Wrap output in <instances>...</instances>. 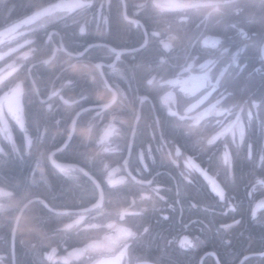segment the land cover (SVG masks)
Segmentation results:
<instances>
[{"label":"flooded vegetation","instance_id":"flooded-vegetation-1","mask_svg":"<svg viewBox=\"0 0 264 264\" xmlns=\"http://www.w3.org/2000/svg\"><path fill=\"white\" fill-rule=\"evenodd\" d=\"M41 1L42 0H38L37 4ZM93 2L96 3L98 7L100 0H93ZM104 2L107 3L109 0H104ZM111 2L115 5L116 0H111ZM125 2L128 5L127 19L118 18L114 10L111 15L105 10L103 18L99 15L94 18L92 11L85 14L84 18L88 21L86 25L88 34L73 37L76 41V47L80 51L88 49L83 59L77 60L72 58L69 60L66 54L60 55L59 58H54L57 65L68 61L76 66L79 74H88L87 80H80L74 91L69 90L61 92L65 98L75 96L76 92L83 87L88 89L94 100H99L101 103H109L115 91L114 85H118L123 92V97L118 93L117 101L112 103V109L120 122L116 124L119 133L112 137V142L110 144L101 145L92 142L87 146H81L79 151L93 156L91 153L96 149V155L98 154L100 156V161L102 160L104 164L109 165L108 170L113 168L119 169L113 173L111 184L108 183L106 172L104 178L101 180L95 176L102 189L105 191L109 189L126 191L125 185L128 184V180L130 179L127 173H131L132 176H135L137 181L155 180L157 182L153 183L151 188H158V194L151 190L136 195L128 194V201L120 207H117L119 208L118 210L127 211L128 215L125 216L126 220L133 212H139L140 209L148 210V220L152 226V231L147 236V238L152 240V247L147 257H145L143 253L136 252L126 257L127 260L135 261L147 259L149 264H153L157 259L159 260V264H222L220 257H222V259L230 258H227L229 257V253L226 252V250L224 253H220L215 249V242L219 240V237L227 236L225 237L227 241L233 243L235 237L244 232V228L249 225L252 219L258 216L264 217V207L256 208V204L264 199V189H260V187L257 186V189L253 191L249 186L250 181H254L255 176L264 172V164H262L259 159L260 153L257 151L255 157L249 159L246 156V146H241L240 148H236L234 145L230 146V151L234 154V177L226 180L223 172L217 177L218 181H223L221 187L227 185L225 189L228 197L227 201L219 200L216 193L212 191L209 183L204 180L200 173L185 168L184 159L186 156L191 155L195 162L200 164L201 167L209 168L210 166L211 169L215 170L218 167V163L214 153H217L218 149H222L226 138L220 137L214 145H207L205 141L202 145L203 150L198 153H193L190 141L183 131L180 129L174 130L171 123L168 121V109L171 107L174 111L180 110L187 106L186 101L194 102V98L183 92L179 85L173 87L163 84L160 77L164 76L167 79H174L176 78V74H180L181 79H188L189 76H198L201 74L199 66L198 64H194L193 69L187 73H182L180 69H175V73H172L170 65L174 63L172 58L175 57L177 53L173 50H164L161 45L160 51L155 52L153 55L154 60L160 64V72L153 73L152 75L157 76V79L153 82V85H147L143 70L140 68L134 69L132 66L138 65L142 59L146 58L149 53L153 51L152 46H150L149 50H142L139 53H130L128 49L139 47L142 42V34L144 31H148L149 37L151 38L154 23H158L160 28H167L170 24L172 28L181 29V33L173 32L171 33L172 35L179 36L184 31H187L192 37L190 50L193 56L198 57L199 64L205 63V58H200L201 49L206 48L209 52H212L214 48L210 42L208 44L202 43L201 33L204 32L205 29L196 28V24L199 23V20L190 19L185 22H180L172 18H165L163 20L158 19L155 22L151 20L145 22L144 19L140 18L139 13H135L134 7L143 4L145 0H125ZM182 2H187V0H182ZM200 2L205 5L200 11L205 14L211 13L219 21L215 29L207 33L209 41H211L216 34L222 36L224 45L229 49V56L226 57L225 60H228L233 54L236 56V60L234 63L227 64V72L229 75L228 83L223 87L217 88L216 91L212 92L208 97V100L188 115L195 116L198 112L203 111L204 108L209 107L210 104L215 103V100L225 92V87L238 97L247 98L251 96L259 101L261 97H264V59L261 58V54L255 48H244L241 44V38L236 35L237 29L228 27L230 22H234L250 33H260L261 35L255 38L257 41L264 38V21L260 19L259 14L254 21H250L246 18L255 0H200ZM218 3L225 5L224 10L219 13H217L216 9L213 7V5ZM28 5L27 0H0V30L5 26L6 22L22 18L27 13L25 11L28 9ZM239 8H244L245 11L240 12L239 15H233V11ZM137 19H140V25H142V27L133 23V21ZM56 27L62 34L64 31H67V29L63 28L62 23H58ZM47 30L52 31L51 28ZM21 31L25 32V36H17L14 40H6L4 44H0V52L8 53L3 59H0V70H3L0 71V76H3L4 81L7 83V87H3V84H0V88L3 89V91H0V95H3L9 88L14 87L16 83H21L25 88V95L21 97L22 104L25 105V125L29 127L36 116L32 119L26 118V100H29L31 107H34L37 102L41 103V101L45 100V93L52 90V85L44 83L38 85L37 87L40 91V95L38 96L28 93L27 89L31 85L32 78H25V69L31 66L30 62L32 61V57H23V53L29 52V46L24 44V40L25 38L32 40L33 44L31 47L36 48L42 46L47 38L45 36V30L43 29H37L35 36L28 34L26 29H21ZM53 39L58 40L59 37H53ZM18 45L24 46L21 48L18 47ZM105 45L107 47H105ZM52 46L54 47L55 45ZM9 48H14L16 51L9 52ZM111 48H116L117 51L121 52L120 60H116L115 56L110 53L109 49ZM69 51H71V49H69ZM74 56L75 53H73V57ZM206 58L211 59L212 57L208 56ZM189 62L192 63L191 61ZM112 63H115V69L109 67ZM96 64H102L103 67L101 69H96ZM8 65L17 66L13 71L8 68ZM53 66V75L49 80L59 74V68L56 67L55 64ZM224 66L225 64L223 63L218 64L212 69V73H217L220 68ZM69 71L71 72V70ZM101 71L104 72L103 77L98 74ZM134 74L136 77L135 79H133ZM37 76L43 81V74L38 73ZM125 77H127V79H125ZM147 79H151V76H148ZM62 83V80H57L55 87L60 88ZM167 91L172 92L173 98L165 103L163 97ZM204 91V89H201L200 92L196 94V98ZM144 95L148 96V100L142 102L140 97ZM134 98L135 102H133ZM121 99H123V104L120 103ZM50 102H58V98L52 97ZM44 105L47 107L46 104ZM85 107H91V105L85 104ZM6 110L7 109H5V111ZM130 110L132 113L141 116V119L137 121L133 115V119L130 121L128 119ZM103 111L107 113L105 121L111 120L113 111L107 109ZM253 111L255 114L253 120L249 121L247 116L243 114L242 120L247 130L248 142L255 144L258 150L259 146L264 143V133L261 132L259 126L260 119L264 118V109H254ZM93 115L95 114L93 113ZM56 116L54 120L60 118V113L58 112ZM6 118L8 119L9 127L12 129L13 138L16 140L17 147L19 148L24 140V134L15 120L11 119L10 116ZM234 119L235 116L229 114H225L224 116L213 115L205 117V119L198 124H193L191 120H189L188 123L192 124L194 129L201 130L203 135L207 137L214 134L212 131L213 129L217 131L220 130L218 121L227 124ZM156 121H159V123H155ZM121 123L124 127H121ZM129 123L139 129V135L135 139L127 130V124ZM63 125L66 124L61 123L57 131L60 130ZM204 125L207 126L202 128ZM102 130L103 124H101L99 132L94 131L93 135L98 137ZM31 132L32 129L30 134L34 135V133ZM162 133L167 137L168 141L167 147L163 150V155L165 157L163 163L161 162V153L157 151ZM2 139L3 135L0 134V140ZM227 139L229 141L231 140V134H228ZM126 141L132 145L131 153H129L127 148L123 147ZM172 143L183 146L180 157L175 155ZM105 147L111 150L105 152L103 150ZM149 148L152 150L151 154H148ZM142 152L145 153L143 163L147 165L146 168L143 167L138 159L139 154ZM210 156L212 157L211 160L209 159ZM72 159L74 158L72 157ZM12 160L21 163L23 160L27 162L29 159L25 153V159L21 160L17 156ZM125 160L128 161L127 165L124 163ZM172 160H176V163H172ZM49 164L51 165V162H49ZM79 167L86 168L81 164ZM137 169H142V171H137ZM181 172H184L188 180H185L184 177L181 176ZM209 174L211 175L213 172L210 171ZM88 180L93 185V181L91 179ZM141 195L145 197L144 200L140 199ZM148 197L152 199H148ZM159 197H163V199ZM98 198L99 190H97V199ZM133 201H135V204H133ZM93 202H96V200H93L89 204L70 208L61 213L78 212L81 207H87ZM153 203L155 205L154 208L151 207ZM24 205L21 209H24ZM193 205L196 206L193 207ZM104 206L107 208L106 204ZM233 207H235L236 211L232 210ZM253 208H256L255 217L251 214ZM19 213L21 216L22 211L19 210ZM93 214L95 215V213ZM165 217H167V219H165ZM77 218L76 216H71L63 225L69 224L72 220ZM87 219L86 216L85 220ZM233 219L239 220V225H234L231 229L227 230H218L222 224H232ZM109 222L112 221L105 220L104 224L106 225ZM90 223L96 224V221L91 220ZM122 226L127 227L129 225L124 224ZM78 227L80 228L78 229ZM78 227L73 226L72 229L75 233L79 230L84 231L89 228L83 221ZM89 229L92 230L96 228ZM110 234L112 233L105 229L102 230L98 236L92 237L86 242L97 239L102 240L104 236ZM185 237L192 243L182 245L181 241ZM225 238L224 240H226ZM80 246H82V244L73 247ZM73 247H66V245H64L63 251H60L56 247H51L49 252H51L52 248H56L57 251L53 259L62 260L60 258L67 255L65 249L71 251ZM244 251L246 252L239 257L240 259L236 264L240 263L242 257H257L258 255L254 253L259 252L248 251V248ZM76 262L81 264L79 260ZM229 262L232 263L234 261L229 260Z\"/></svg>","mask_w":264,"mask_h":264},{"label":"snow or ice","instance_id":"snow-or-ice-1","mask_svg":"<svg viewBox=\"0 0 264 264\" xmlns=\"http://www.w3.org/2000/svg\"><path fill=\"white\" fill-rule=\"evenodd\" d=\"M134 7L135 13H139L140 18L144 19L145 22L149 20L155 22L158 19L163 20L165 18H172L180 22L195 19L199 20V23L196 24V28L205 29V31L201 33L202 43L208 44L210 42L214 51L209 52L206 48L201 49L200 58H205V63L203 64H199L198 57L192 55L190 50L192 41L191 35L187 31H184L179 36L172 35L171 33L173 32L181 33V29L172 28L170 24L167 28H160L158 23H154L151 38L149 37L148 31H144L142 34V42L139 47L128 49V51L130 53H139L142 50H149L150 46H152L153 51L150 52L146 58L142 59L138 65L132 66L134 69L140 68L143 70L147 85H153L157 76L152 74L160 72V64L154 60L153 55L155 52L160 51L161 45L164 50H173L177 53V55L172 58L174 63L170 65L172 73H175V69H180L182 73L190 72L194 64H198L201 73L198 76H189L188 79H181L180 74H176V78L174 79H167L164 76L160 77L163 84L173 87L179 85L183 92L194 98V102L186 101L187 106L180 110L174 111L169 107L168 121L171 123L174 130L180 129L183 131L190 141L193 153L202 151V145L205 141L207 145H214L220 137L226 138L222 149H218L217 153H214L218 163V167L215 170L211 169L210 166L209 168L201 167L200 164L195 162L191 155L186 156L184 159V166L186 169L200 173L204 180L209 183L212 191L216 193L219 200L227 201L228 197L225 190L227 185L221 187L223 181H218L217 177L220 176L221 172L225 174L226 180L234 177V154L230 151V146L234 145L236 148L246 146V156L249 159L254 158L257 151H259V159L262 164H264V143H262L257 150L255 144L248 142L247 130L242 120V114L246 115L248 120L251 121L254 119V109H264V97H261L259 101L251 96L247 98L238 97L225 87V92L215 100V103L210 104L209 107L204 108V110L198 112L197 115L189 116V113L198 109L208 100L212 92L228 83L229 75L227 72V64L234 63L236 60L234 54L231 55L228 60H225V58L229 56V49L224 45L222 36L216 34L211 41L208 39L207 33L213 31L219 21L211 13L205 14L200 11L205 7L200 0H187V2H182V0H145L143 4ZM127 8L128 5L125 0H116L115 5H113L111 0L107 3H105L104 0H100L98 7L93 0H46V3L39 5L29 4L28 12L22 18L6 22L5 26L0 30V44H4L6 40H14L17 36H25V32L21 31V29H26L27 33L33 36L36 35L37 29L45 30L47 39L42 46L32 48L31 45L33 41L27 38L24 40V44L29 46V52L23 53V57H32V61L30 62L31 66L25 69V78H32L31 85L27 89L30 95H40V91L37 87L40 84L48 83L52 85V90L46 92L45 100L41 101L42 104L47 105V110L42 116L44 123H41V117L39 115L40 110L37 109L36 118L33 119L29 127L25 125V105L21 103V97L25 95V88L21 83H16L14 87L9 88L3 95H0V134L3 135V139L0 140V210L6 209L10 212L17 210L23 211L20 205L23 204L24 201H27V204L24 205L25 208L31 205L32 199L30 197L33 194L29 192L28 189L35 183L37 176L47 183L45 166H47L49 162H51L54 172L63 174L66 177L72 176L77 172L88 175V173L84 172V168L79 167L80 164L89 168H96L102 175L106 172L108 183H112L111 177L113 173L119 169L113 168L108 170V164H104L102 160L97 161L88 153L80 152L79 148L81 146H87L92 142L101 145L110 144L112 142V137L119 133L116 124L120 122L112 109V103L117 101L118 93L123 97L122 90L118 85H114L115 91L109 103H101L99 100H94L88 89L83 87L76 92L75 96L65 98L61 92L69 90L74 91L79 81H86L88 75L79 74L76 66L68 61L56 65V67L59 68V74L55 75L53 79L47 82L40 80L37 74L51 71L55 63L54 58H59L60 55H68L69 60L72 58L81 60L85 57L88 49L80 51L76 47V41L73 37L88 34V29L86 27L88 21L84 18L86 13L92 11L94 18L97 15L103 18L105 10H107L109 15H111L114 10L118 18L127 19ZM243 11H245L244 8H239L234 10L232 14L239 15V13ZM258 14L260 19L264 21V0H255L246 18L250 21H254ZM58 23H62L63 28L67 29L63 34L56 27ZM133 23L142 27V25H140V19L133 21ZM228 27L237 29L236 35L241 38V44L244 48H255L261 54V58L264 59V38L258 41L255 39L257 36L261 35L260 33H250L234 22H230ZM49 28H51L52 31H48L47 29ZM53 37H59V39L54 40ZM52 45L55 46L53 47ZM23 46L24 45H18V47L21 48ZM105 47L107 46L105 45ZM69 49H71V51H69ZM8 51L15 52L16 49L9 48ZM109 51L115 56L116 60H120V51H117L116 48H111ZM73 53H75L74 57ZM7 54L8 53L0 52V59H3ZM208 56L212 58L207 59L206 57ZM222 63L225 64V66L220 68L217 73L213 74L212 69ZM16 66L17 65H8V68L14 71ZM95 67L96 69H101L103 65L96 64ZM109 67L115 69V63L110 64ZM69 70H71V72ZM98 74L101 77L104 76V72L102 71ZM148 76H151V79H147ZM135 78L134 74L133 79ZM125 79H127V77H125ZM57 80L63 81L60 88L55 87ZM0 84H3V87H7V83L4 81L3 76H0ZM201 89L205 91L196 98V94L200 92ZM0 91H3V89L0 88ZM52 97H57L58 102H50ZM172 98V92L167 91L163 100L167 103ZM140 100L142 102L147 101L148 96H141ZM133 102H135V98ZM120 103L123 104V99H121ZM85 104L91 105V107H85ZM5 109L7 110L5 111ZM105 109L113 111L111 120L105 121L107 115V113L103 111ZM58 112L60 113V118L54 120L55 126L59 128L60 124L64 122L66 127L57 133H51V126L48 124V121L56 116ZM93 113L95 115H93ZM225 114L234 115L235 119L227 124L218 121L220 130L217 131L213 129L212 131L214 134L207 137L203 135L201 130L194 129L193 125L188 123V121L191 120L193 124H198L200 121L204 120L205 117L213 115L224 116ZM133 115L137 121L141 119V116L135 113H133ZM8 116L15 120L24 134V140L19 148L17 147L16 140L13 138L12 129L9 127L8 119L6 118ZM69 121L70 124L68 123ZM155 123H159V121ZM101 124H103V130L97 137L93 135V132H99ZM206 126L207 125H204L202 128ZM259 126L261 132L264 133V118L260 119ZM121 127H124L122 123ZM77 128L80 129L79 133H77ZM31 129H34V135L30 134ZM127 130L134 139L138 137L139 129L133 124H127ZM228 134H231L230 141L227 139ZM45 140H48L47 145L44 143ZM57 143H59V147H56ZM167 145V137L162 133L157 147V151L161 153L162 163L165 160L163 150ZM123 147L127 148L129 153H131L132 145L130 143L126 141ZM172 148L175 155L180 157L183 146L172 143ZM103 150L107 152L111 149L105 147ZM66 151H70L72 157H79L78 162L75 164L58 163L55 157L60 154V158H65L63 154ZM151 151V148H149L148 154H151ZM25 153L27 158L31 161L30 175L20 176L13 174L10 163L11 160L17 156L23 160L25 159ZM144 158L145 153H140L138 159L143 167L146 168L147 165L143 163ZM209 159L211 160L212 157L210 156ZM171 162L176 163V160H172ZM124 163L127 165L128 161L125 160ZM137 171H142V169H137ZM210 171H212L213 174L210 175ZM127 175L130 179L128 180V184L125 185L126 191L109 189L106 192L101 188L100 184L93 181L91 199L96 200V202L91 204L90 207H81L78 212L68 213H57L55 207L49 208V213L56 214V216L78 217L72 220L71 223L64 224L62 228H55L53 230V236L60 234L66 235L67 230L72 229L73 226L78 227L82 221L89 228H96L99 230L107 229L112 233L104 236L102 240L97 239L91 242L77 241L82 244V246L73 247L71 251L65 249L67 255L60 258L63 260L64 264H73V262L77 260H79L81 264H149L147 259L135 261L126 259V257L136 252L143 253L145 257H147L152 247V240L147 238L148 234L152 231L151 223L148 220L149 211L140 209L139 212H133L126 220L125 216L128 215L126 210H108L104 206L106 196L116 199L117 202L126 203L128 194L136 195L147 190H151L158 194V188H151L153 183H157L155 180L137 181L136 177L132 176L131 173H127ZM181 176L184 177L185 180H188L184 172H181ZM249 186L253 191L257 189V186H259L260 189H264V172L255 176L254 181H250ZM97 190H99L98 199L96 195ZM22 192L24 195L21 196L20 194ZM17 197L19 198L17 199ZM159 198L163 199V197ZM140 199L144 200L145 197L141 195ZM148 199L152 198L148 197ZM41 203H43V201H41ZM133 204H135V201H133ZM154 206L153 203L151 207L154 208ZM195 206L196 205H193V207ZM45 207L48 206L45 205ZM61 207L64 206L62 205ZM260 207H264V199L256 204V208ZM256 208L252 209L251 214L253 217L256 215ZM232 210L236 211L235 207H233ZM93 213H95V215ZM86 216L88 218L87 220H85ZM50 218L53 217L50 216ZM12 219L13 217L11 215L0 216V234L5 237V239L0 240V250L8 243L7 234L9 231L12 232V239H15V230L12 229ZM165 219H167V217H165ZM91 220H97L98 222L96 224H91ZM105 220L112 222L105 225ZM239 223V220L233 219L232 224H222L218 230L231 229L234 225H239ZM124 224H128L129 226H122ZM60 243H67V241L61 240ZM181 243L183 245L192 242L185 237ZM228 243H231V241H228ZM69 247H71L70 244ZM56 251V248H52L51 252L45 254L34 251L31 264H46L44 256L46 255L48 260H52ZM254 254L264 258V243L261 244V250ZM248 260L249 258L246 256L240 264H248ZM0 264H4L3 257H0ZM153 264H159V260H155Z\"/></svg>","mask_w":264,"mask_h":264},{"label":"trees","instance_id":"trees-1","mask_svg":"<svg viewBox=\"0 0 264 264\" xmlns=\"http://www.w3.org/2000/svg\"><path fill=\"white\" fill-rule=\"evenodd\" d=\"M28 4H34L36 5L38 3V0H27ZM46 3V0H42L39 4ZM37 4V5H39ZM28 12V9L25 11ZM26 118L32 119L37 114V109L40 110V117H41V123H44L42 116L43 113L47 110V107L44 104H41L37 102L34 107L30 106L29 100H26ZM128 119L131 121L133 119V113L129 112ZM69 123V122H68ZM48 124L51 126V133H57L61 129L65 128L66 125H63L60 130L57 131V127L54 124L53 119H50L48 121ZM80 129L77 128V133H79ZM32 132L34 133V129H32ZM31 132V133H32ZM45 145L48 144V142L45 140ZM57 146L59 143L56 144ZM70 151H66L64 154L69 153ZM63 154V155H64ZM92 157H94L97 161H100V156L96 155V149L93 153ZM58 157L60 158V154H58ZM65 158H60L63 161H76L78 162L79 157H73L72 156H65ZM11 169L13 174L20 175V176H28L30 175V166L31 161L30 159L26 162L23 160L21 163L18 161L12 160L11 162ZM83 165V164H81ZM85 166V165H83ZM86 167V166H85ZM90 172H92L98 179H103L104 174L102 175L100 172L96 170V168H89L86 167ZM22 169L23 172H22ZM45 172L47 174V183L44 180L39 179L37 176L35 179V183L31 185V187L28 189L29 192L32 194H37L42 198L43 200L49 202L53 207L56 209H70L73 207L82 206L85 204H89L94 199H91V197L87 200H84L81 198L82 190H87L83 187L88 186L90 189V193L92 192L93 185L88 180V178L85 177V175L77 172L74 173L72 176H64L63 174H60L58 172H54L52 169V166L48 163L47 166H45ZM57 182V184H56ZM107 192V190H106ZM72 193H75L77 197H73ZM24 194L23 192L20 194L22 196ZM97 195V193H96ZM84 196V195H83ZM19 197H17L18 199ZM68 198H72L75 202L74 205H67L64 203V200H67ZM127 201H128V195H127ZM25 204V201L23 204L20 205V208ZM105 204L107 206L108 210L111 209H119L117 207H120L123 202H117L116 199L109 198L106 196L105 198ZM64 207H61V206ZM36 208H34V207ZM34 210V212H33ZM19 213V210L10 212L9 210H0V216H8L11 215L13 217L12 219V229H14V224L16 217ZM49 213V208L45 207L43 203H41L39 200L36 202H32L31 205H29L27 208L24 207L22 214L20 216L18 225L15 230V239H14V249H12L11 246V239H12V232L9 231L7 234V240L8 243L2 247V250H0V257H3L4 264H31V261L33 259V252H41L42 250H45L44 254L50 251L51 247H56L60 251H63V246L66 245V247H69V244L71 247L81 245L77 241H88L90 238L98 236L102 230L99 229H89L87 228L84 231H75L73 229L67 230V234H60L57 236H53V230L54 227L59 222H65L69 217L67 216H56L53 215V218H44L45 214ZM54 223H52V220ZM96 223L98 222L95 220ZM91 222V221H90ZM80 227H78L79 229ZM227 237V236H225ZM223 237H219V240L215 242V249H217V252L229 253L230 259H222L220 257L222 264H236L237 261L240 259L242 254H244L245 249L248 248V251H260L261 250V244L264 243V217L258 216L255 219H252L249 222V225H247L246 228H244V232L238 234V236L235 237L233 243H228L227 239ZM62 238H65L64 240L67 241V243H60ZM224 238L226 240H224ZM5 239V237L0 234V240ZM50 246V247H49ZM233 256V258H232ZM44 259L46 261V264H64L63 260H48L47 256H44ZM234 261V262H229ZM73 264H78L76 261L73 262ZM248 264H264V258L260 257L259 255L256 257H250L248 260Z\"/></svg>","mask_w":264,"mask_h":264},{"label":"bare ground","instance_id":"bare-ground-1","mask_svg":"<svg viewBox=\"0 0 264 264\" xmlns=\"http://www.w3.org/2000/svg\"><path fill=\"white\" fill-rule=\"evenodd\" d=\"M55 64V66L57 65V63H54ZM53 71H54V66H52V69H51V71H49V72H46V73H42L43 74V81H45V82H47L48 80H49V78L53 75ZM44 84H48V83H44ZM57 116H54L52 119H53V121H54V119L56 118ZM62 123H64V122H62ZM69 124H70V121H69ZM47 142H48V140H46ZM56 147H59V145L57 146L56 145ZM65 156H71V153H66V154H64ZM55 159H57V161L58 162H62L63 160H61L58 156L57 157H55ZM64 162H67V163H77L75 160L72 162V161H64ZM23 170L24 169H22V172H23ZM85 171L84 172H86V173H88V175H85V177L86 178H88V179H91L92 181H93V179L91 178V176H93L96 180H97V178L95 177V175L92 173V172H90L88 169H84ZM56 184H57V182H56ZM83 188H85V189H87V190H82L81 192H82V194H83V192H84V196L82 195L81 196V198H83L84 200H87V199H89L90 197H91V193H90V189L88 188V186H85V187H83ZM22 195H24V194H22ZM72 196L75 198V197H77V196H75V193H72ZM40 196L39 195H37V194H33L30 198L32 199V202H34V201H43V204L44 205H47L48 207L47 208H52L53 206L51 205V204H49V202H47V201H45V200H43L42 198H39ZM64 203H66L67 205H74L75 203V201L72 199V198H68L67 200H64L63 201ZM93 203H95V202H93ZM93 203H91V204H93ZM25 204H27V201H25ZM91 204L90 205H88L87 207H90L91 206ZM34 207V206H33ZM86 207V208H87ZM34 208H36V207H34ZM65 210H68V209H56V212L57 213H61V212H63V211H65ZM33 212H34V210H33ZM53 215H55V217H56V214H50V213H46L45 214V217L44 218H50V216L52 217ZM52 221V223H54V221H53V219L51 220ZM65 222H66V220H65ZM63 223L64 222H59V223H57V225L54 227V229L55 228H57V227H60V228H62L63 227ZM63 240L65 239V238H62ZM11 246H12V249H14V245L13 244H11ZM44 252H45V250H42L41 252H40V254H44ZM228 258V257H227ZM13 264H14V262H13Z\"/></svg>","mask_w":264,"mask_h":264},{"label":"water","instance_id":"water-1","mask_svg":"<svg viewBox=\"0 0 264 264\" xmlns=\"http://www.w3.org/2000/svg\"><path fill=\"white\" fill-rule=\"evenodd\" d=\"M21 103H22V101H21ZM58 162V161H57ZM58 163H64V164H67V162H58ZM85 171V170H84ZM91 178L93 179V181H95L96 183H98V184H100L99 182H98V180H96L93 176H91ZM101 186V185H100ZM102 188V187H101ZM19 216H20V213L18 214V216H17V218H16V222H15V227H16V225H17V223H18V220H19ZM14 230H15V228H14ZM243 259H244V257H242V260L241 261H243ZM240 261V262H241ZM240 264V263H239Z\"/></svg>","mask_w":264,"mask_h":264},{"label":"clouds","instance_id":"clouds-1","mask_svg":"<svg viewBox=\"0 0 264 264\" xmlns=\"http://www.w3.org/2000/svg\"><path fill=\"white\" fill-rule=\"evenodd\" d=\"M213 7L216 9V12L219 13V12L224 10L225 5L221 4V3H218V4L213 5Z\"/></svg>","mask_w":264,"mask_h":264}]
</instances>
